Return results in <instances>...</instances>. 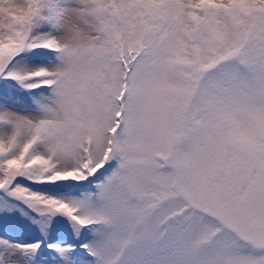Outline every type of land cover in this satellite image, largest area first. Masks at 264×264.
<instances>
[{
  "label": "snow or ice",
  "instance_id": "obj_1",
  "mask_svg": "<svg viewBox=\"0 0 264 264\" xmlns=\"http://www.w3.org/2000/svg\"><path fill=\"white\" fill-rule=\"evenodd\" d=\"M0 264H264V0H0Z\"/></svg>",
  "mask_w": 264,
  "mask_h": 264
}]
</instances>
